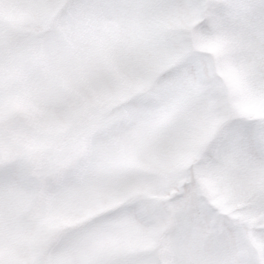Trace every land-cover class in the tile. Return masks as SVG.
<instances>
[{"label":"rangeland","instance_id":"374dc122","mask_svg":"<svg viewBox=\"0 0 264 264\" xmlns=\"http://www.w3.org/2000/svg\"><path fill=\"white\" fill-rule=\"evenodd\" d=\"M56 5L55 12L46 13L43 0H0V79L5 90L15 93L11 109L0 117V164L14 163L26 154L24 162L34 186L24 216L32 220L47 206L42 177L45 165H55L48 173L53 182H59L67 169L82 174L89 165L94 138L103 135L115 145L125 129L133 141L132 155L138 168L150 172L183 161L182 184L190 183L201 199L235 219L236 209L249 202L217 198L204 169L206 158L216 156L223 127L232 120H242L257 127L252 141L241 142L240 179L260 180L264 132L258 126L264 120V110L258 98L264 44L257 14L244 0H179L169 4L154 0H56ZM45 16L47 23L39 33L42 46L32 45L18 53L15 35L32 33L33 22ZM224 19L225 30L235 32L237 39L224 54L222 66L215 68L213 79L206 58L213 62L220 58L213 42ZM81 63L104 64L109 78L102 86L82 75L78 83L73 82L71 73L78 71ZM240 67L249 72L234 86L225 87L221 82ZM30 73L57 81L74 105L70 119L40 123L24 87ZM198 99L205 103L194 104ZM41 128L51 139L38 142ZM77 136L81 139L79 151L70 158L56 159L54 154ZM190 138H195L196 149L186 154L181 145ZM137 194L167 199L150 192L144 184L134 183L120 193L100 194L79 220L49 217L26 238L25 264H52V250L65 229L122 196ZM257 220L254 217L250 223L259 230L264 225ZM172 227L171 217H166L144 242L143 250L151 253L153 264H175ZM242 243L247 264H264V240L249 232ZM0 255L5 264H19L16 251Z\"/></svg>","mask_w":264,"mask_h":264},{"label":"snow or ice","instance_id":"6c2138e0","mask_svg":"<svg viewBox=\"0 0 264 264\" xmlns=\"http://www.w3.org/2000/svg\"><path fill=\"white\" fill-rule=\"evenodd\" d=\"M154 2L169 4L179 0ZM244 2L258 16L264 44V0ZM43 3L46 13L55 12L56 0H43ZM46 23L45 16L33 22L32 33H17L16 51L24 53L32 45L42 46L39 33ZM221 24L222 28L213 42L221 54L220 58L216 62L206 58L213 79H216L215 68L222 66L224 54L237 39L235 32L225 30L226 19ZM44 50L47 51L46 48ZM248 72L246 67L237 68L221 83L232 87ZM80 75L90 83L102 86L110 73L102 63H81L78 71L71 73L72 81L78 83ZM65 82L68 83L67 75ZM260 83L258 99L261 110H264V67L260 69ZM24 87L41 124L71 118L74 105L56 80L30 73ZM14 95L12 89L5 90L0 79V117L11 109ZM204 103L203 99L194 101L196 105ZM256 127L242 120L230 121L218 138L215 158H206L204 171L215 188L216 197L249 202L236 209L235 219L220 214L217 208L206 203L190 183L182 184L183 161L150 172L138 168L132 155L133 141L125 129L120 131L119 142L115 145L107 142L103 135L94 138L89 165L82 174L67 169L59 182H53L48 173L54 171L55 165H45L42 177L48 203L32 220L24 216L34 186L24 162L26 154L17 157L14 163L0 164V254L16 251L20 256L19 264H25L28 253L26 238L42 227L49 217L67 216L79 220L100 194L120 193L129 184L140 183L146 185L150 192L167 196V199H155L144 194L120 197L74 227L65 229L52 250V264H153L151 253L143 250V244L166 217H171L173 222L170 240L175 264H247L243 239L252 232L264 240V227L256 230L250 223L258 217L257 223L264 225V160L258 183L241 181L238 154L242 141L254 139ZM258 127L264 132V120ZM37 139L43 142L51 137L41 128ZM80 142L79 136L70 140L66 147L54 154L56 159L75 155ZM195 149V138L181 145V151L186 154ZM178 188L180 190L177 191ZM0 264H5L2 255Z\"/></svg>","mask_w":264,"mask_h":264}]
</instances>
